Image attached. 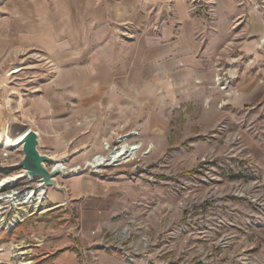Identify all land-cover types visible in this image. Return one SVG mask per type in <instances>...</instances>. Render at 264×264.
<instances>
[{"label":"rangeland","instance_id":"rangeland-1","mask_svg":"<svg viewBox=\"0 0 264 264\" xmlns=\"http://www.w3.org/2000/svg\"><path fill=\"white\" fill-rule=\"evenodd\" d=\"M253 5L260 11L264 26V0ZM261 41L257 56L264 82V37ZM250 58L243 57V63ZM53 63L48 51L0 42V126L8 123L9 135H17L21 124L31 127L38 134L39 150L46 153L41 130L47 126L48 107V155L67 166L57 177L63 187L68 176L85 172L106 178L119 169L130 172L144 191L129 200L130 214L113 233L122 232L124 227L132 232L126 240L132 242L123 245L137 246L133 252H138V261L264 264V92L256 106L241 111L239 124L217 131L200 127L201 107L195 99L184 102L166 96L158 107L156 98L117 99L114 105L101 100L104 109L100 114H84V108L93 104L80 105L75 97L82 84L67 82L62 75L67 68ZM138 109L142 114L136 115ZM144 120L148 129L142 132ZM141 142L143 146L130 161L131 156H124L109 165L84 164L91 157L110 154L116 144ZM144 142L157 146L144 152ZM105 143L110 144L108 149ZM2 151L0 145V167L1 163L9 166L0 169V175L19 173L20 169L10 165L21 158L20 145L10 148L6 160L1 159ZM77 166L84 169L73 174ZM66 196L63 189L48 187L43 209L19 203L20 208L5 212V220L15 222L14 214L23 220L0 224V264H39L45 251L50 254L70 244L77 221L69 205L60 206L63 197L68 203ZM7 205L10 202L2 204L4 209ZM30 211L37 218L26 216ZM36 224L48 228L46 237L36 238L29 232ZM19 226L24 232L17 233ZM116 252L122 253L121 249Z\"/></svg>","mask_w":264,"mask_h":264},{"label":"crops","instance_id":"crops-1","mask_svg":"<svg viewBox=\"0 0 264 264\" xmlns=\"http://www.w3.org/2000/svg\"><path fill=\"white\" fill-rule=\"evenodd\" d=\"M212 1L210 13L190 0H0V42L48 51L53 65L67 68L62 74L67 82L82 84L75 97L94 98L80 104H93L84 114H100L101 100L114 105L117 99L156 98L158 107L166 96L195 99L200 127L223 130L239 124L241 111L263 95L257 54L264 26L253 5L257 0ZM45 111L41 132L48 154V107ZM141 129H148L145 120ZM62 183L68 203L63 197L60 206L73 209L77 230L68 246L45 251L39 264H142L98 243L125 224L128 202L143 194L144 186L120 169L109 178L85 172ZM29 232L46 237L48 228L36 224Z\"/></svg>","mask_w":264,"mask_h":264},{"label":"bare ground","instance_id":"bare-ground-1","mask_svg":"<svg viewBox=\"0 0 264 264\" xmlns=\"http://www.w3.org/2000/svg\"><path fill=\"white\" fill-rule=\"evenodd\" d=\"M88 99V100H87ZM87 99H81V103L83 102H88L90 100H94V98H87ZM9 127L8 123H4L2 126H0V145L3 147H14V146H18L21 144V134L22 131H19V134L17 135H9L7 132V128ZM3 144V145H2ZM143 143H138V144H131V143H125V144H121V146H118L116 149L112 150L110 152V154L103 156V155H98L96 157H91L89 158L86 162H84V164L87 167H96V166H100V165H109L112 164L115 161L121 160L124 156H131L130 159H128L127 161H130L132 158H135V153L137 152L138 149H140L142 147ZM146 150L144 152H151V150L154 149L155 145L152 142H147L146 143ZM127 154V155H126ZM53 157V156H52ZM55 168H57L60 171H64V169L67 168V166L65 165V163H63L61 160L57 159L55 162ZM60 163V164H59ZM23 176H25L23 174V172H19L16 174H12L8 177H4V179L1 181L0 180V184L3 182H9V181H13L15 179L18 178H22ZM45 192L46 189H44L43 187L39 186L36 188H31L29 189L22 197H18L15 194L10 195H3V202H12L11 204H22V205H29L30 203H33V206H37V208L39 207L40 209H43V198L45 197ZM17 206V205H15ZM0 207H1V203H0ZM23 264V263H20Z\"/></svg>","mask_w":264,"mask_h":264},{"label":"built area","instance_id":"built-area-1","mask_svg":"<svg viewBox=\"0 0 264 264\" xmlns=\"http://www.w3.org/2000/svg\"><path fill=\"white\" fill-rule=\"evenodd\" d=\"M199 1H201V3H199ZM191 3H198V6L200 5H206V9L208 12L212 13L213 9H212V4L213 1L212 0H190ZM8 129V128H7ZM16 134H19V132H16ZM124 139L118 141V142H122ZM3 145V144H2ZM120 145V144H119ZM119 145L116 144V146H114V149H116ZM110 146V144L105 143V147L106 149H108ZM21 147V146H20ZM2 153H1V159L6 160V157L8 155V151H10V147H3L2 146ZM96 157V156H95ZM0 169L8 167L9 164H5V163H1ZM87 167V166H86ZM84 169V168H83ZM81 168V166H77L74 168L73 170V174L77 173L79 170L82 171L83 170ZM21 172V171H20ZM6 175H0V180L2 181L4 179ZM25 179H28L27 177H22L19 178L17 180H13V181H9V182H3L0 184V203H1V207L2 208V212L3 214L0 215V224L2 223H9L11 219L9 220H5V212L13 209V208H20L19 204L15 203L14 205H12L10 203V205H7L6 209H4V207L2 206L3 203H7V202H3V195H12L15 194L18 197H22L29 189L31 188H36L37 183L35 180H29L28 184L23 183V185L20 184V182H23ZM35 181V182H34ZM33 183V184H32ZM45 199V197L43 198ZM17 205V206H15ZM33 205H31L32 207ZM37 206H34V208H36ZM19 210V209H18ZM33 211H35V209H33ZM33 211L28 212V214H33ZM17 214H14V216H16ZM13 219V218H12ZM13 221H18V220H14ZM15 222H10V225L14 224ZM7 227V226H6ZM93 233V232H92ZM132 232L130 230H127V228H123L122 232L119 233H112L109 234V236H104L100 239V242L98 243V246L104 250H120L121 249V255L123 257V259L127 262H133L136 259L137 253L138 252H133V250L137 249V246H129V245H123V242H132V241H126L128 238H130ZM142 237V236H141ZM140 237V238H141ZM144 237H142L140 240H143ZM124 247H127L126 249H124Z\"/></svg>","mask_w":264,"mask_h":264},{"label":"water","instance_id":"water-1","mask_svg":"<svg viewBox=\"0 0 264 264\" xmlns=\"http://www.w3.org/2000/svg\"><path fill=\"white\" fill-rule=\"evenodd\" d=\"M20 130L22 131L20 144L22 156L16 163L10 165L11 168L20 169L25 175L23 177L35 180L36 187L63 189L67 195L66 187L61 186L57 180L60 174H64L63 171L55 168L57 159L39 150L40 142L34 129L21 124Z\"/></svg>","mask_w":264,"mask_h":264},{"label":"flooded vegetation","instance_id":"flooded-vegetation-1","mask_svg":"<svg viewBox=\"0 0 264 264\" xmlns=\"http://www.w3.org/2000/svg\"><path fill=\"white\" fill-rule=\"evenodd\" d=\"M36 246V245H35ZM31 263V262H30Z\"/></svg>","mask_w":264,"mask_h":264}]
</instances>
